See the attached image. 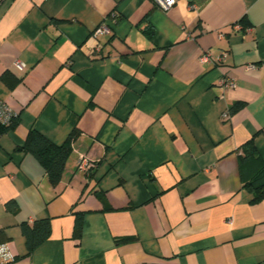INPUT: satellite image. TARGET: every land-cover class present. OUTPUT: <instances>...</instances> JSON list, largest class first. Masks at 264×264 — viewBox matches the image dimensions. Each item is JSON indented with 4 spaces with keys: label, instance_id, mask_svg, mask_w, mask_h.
I'll use <instances>...</instances> for the list:
<instances>
[{
    "label": "crops",
    "instance_id": "crops-1",
    "mask_svg": "<svg viewBox=\"0 0 264 264\" xmlns=\"http://www.w3.org/2000/svg\"><path fill=\"white\" fill-rule=\"evenodd\" d=\"M0 96V264H264L239 168L250 139L264 160V0H0ZM32 130H78L56 185L22 149ZM44 218L29 253L22 224Z\"/></svg>",
    "mask_w": 264,
    "mask_h": 264
},
{
    "label": "trees",
    "instance_id": "trees-1",
    "mask_svg": "<svg viewBox=\"0 0 264 264\" xmlns=\"http://www.w3.org/2000/svg\"><path fill=\"white\" fill-rule=\"evenodd\" d=\"M238 109L235 106L230 112ZM0 127H10L14 124ZM78 130H74L69 139L62 145L56 144L38 131L32 130L22 149L35 156L47 172L48 178L53 185L58 184L63 177L66 163L71 154L72 140L77 136ZM242 154L239 156V168L243 187L253 196V202L264 200V160L257 150L254 139H250L242 146ZM14 202L8 203L9 210H16ZM80 229V220L76 225V233ZM22 231L26 238V246L29 253L34 251L51 234V220L44 218L36 220L33 224H22ZM129 237L120 238L118 241H127ZM7 237L0 231V244L6 242Z\"/></svg>",
    "mask_w": 264,
    "mask_h": 264
},
{
    "label": "built area",
    "instance_id": "built-area-1",
    "mask_svg": "<svg viewBox=\"0 0 264 264\" xmlns=\"http://www.w3.org/2000/svg\"><path fill=\"white\" fill-rule=\"evenodd\" d=\"M156 4L164 9L168 10L169 8L173 7L176 3L177 0H155ZM238 28H241L240 24H236ZM110 29L107 25H101L99 26L94 32L93 36L96 37L100 33L104 32H109ZM229 55V52L227 50H224L218 54H213L210 51H203L201 52L199 59L203 63L210 64L212 66H217L220 64H223L225 60L227 59ZM15 67L19 70H24L25 69V64L19 60L15 62ZM221 85L223 88H231L236 86V82L233 78L231 77H226L221 79ZM225 116H228V112L224 114ZM14 112L11 109V107L7 104V102L0 96V124L8 126L12 124L14 121ZM95 162L91 160L88 156L86 155H81L79 157V160L77 162L78 169L80 170H89L92 167H94ZM0 257L4 261L11 260L13 258L12 254L7 250V247L5 244H0Z\"/></svg>",
    "mask_w": 264,
    "mask_h": 264
}]
</instances>
